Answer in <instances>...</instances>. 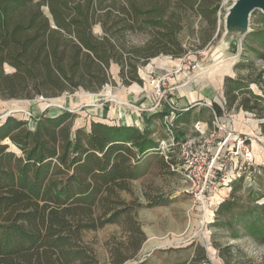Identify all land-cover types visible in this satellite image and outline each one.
I'll return each instance as SVG.
<instances>
[{"label": "trees", "instance_id": "obj_1", "mask_svg": "<svg viewBox=\"0 0 264 264\" xmlns=\"http://www.w3.org/2000/svg\"><path fill=\"white\" fill-rule=\"evenodd\" d=\"M221 1L0 0V100L55 99L78 91L97 95L111 83L115 65L123 85H142L139 67L159 56L187 55L179 37L187 14L201 17L214 30ZM252 14L264 24V14ZM96 26L100 35L93 31ZM137 35L144 36L140 43L132 41ZM255 37L264 40V28L244 37L246 48ZM257 57L264 61V48ZM245 66L242 61L236 67ZM250 84L264 94L261 76L225 77L223 110L215 103L211 110L216 117L232 110L254 114L262 120L264 135V112L257 109L264 97L255 95ZM76 118L62 111L33 123L12 115L0 122V264H100L83 237L107 225H118L126 236L108 248L110 264H152L141 258L147 236L120 192L131 191L139 163L158 153V142L148 125L139 130L92 121L87 130L74 127ZM245 177L242 173L233 183L217 217L237 208ZM263 197L264 191L255 201ZM242 223L264 245V204ZM213 247L229 264L235 247ZM176 250L185 257L162 264L210 262L200 243Z\"/></svg>", "mask_w": 264, "mask_h": 264}, {"label": "rangeland", "instance_id": "obj_2", "mask_svg": "<svg viewBox=\"0 0 264 264\" xmlns=\"http://www.w3.org/2000/svg\"><path fill=\"white\" fill-rule=\"evenodd\" d=\"M232 4L233 0L220 2L214 30L201 17L188 13L187 21L179 35L187 49V57L176 63L170 60V57L159 56L148 62L146 66L139 67L138 75L142 80L140 86L137 83L123 85L119 68L115 65L111 69V83L97 95L91 96L78 91L73 95L55 99L0 100V122L9 113L10 116L33 123L40 117H53L55 113L66 111L76 115L74 127H84L88 130L92 121L107 120L103 118L102 113L105 108L120 109L128 113L140 111L142 96L154 97L153 103L148 107V111L153 112L160 108L158 104L155 105V102L159 100L175 106L171 97L175 98L180 92L187 91V97L193 99L202 90L207 94V98L203 95L200 97L204 100L208 99V103L194 108L198 102H193L189 106L192 110L187 118V129L176 128L170 117L162 114L155 116L148 123L152 137L159 143L163 141L165 144L157 154L143 158L144 160L139 163V176L131 182V191L120 192L121 197L134 208V217L147 236V241L140 252L141 258L148 259L152 264L183 259L184 254L176 249L187 247L191 243H200L206 247L210 259L208 264H224L213 245L235 247L229 264H246L247 259L253 260L254 264L264 262V245L249 236L244 231L242 223L248 212L257 205L264 204V197L255 201L256 195L264 191V170L262 169L264 168V135L260 128L262 120L254 114L235 110L228 113L221 112V115L217 117L221 118L220 125L226 129V132L234 134L232 137H236L237 134L241 137L245 134L251 136L252 141H248V138L245 143L252 147L256 155L253 166L243 168L241 171L246 173L243 181L244 189L238 195V206L233 213L217 217L215 211L220 203L228 199L232 185L238 178L227 185L222 184L211 195H205L197 200L181 174L175 171L180 155L177 144L185 141L186 133L187 140L195 137L196 130L193 124L197 118V108H203L199 117L207 123L211 115H214L211 110L212 104L215 102L220 105L219 102H222L220 95L223 94L224 78H234L241 73L244 76L250 75L252 80H259L260 76L264 79V61L257 57L258 52L264 48V40L252 38L248 42V48L245 47L244 38L243 40L240 38L241 32L247 27L241 28L226 20L227 10ZM257 16L251 14L249 17V33L264 28L263 21ZM93 31L95 34H101L99 26L94 27ZM208 37L209 40L206 41ZM131 38L135 43H140L144 36L137 35ZM242 61L246 63V66L237 68L238 63ZM177 70L181 72H176ZM6 72L9 73L11 70L6 68ZM183 73L186 74L184 79ZM184 88L186 90H182ZM250 89L255 95L264 97L255 84H250ZM257 109L264 112V103H260ZM177 116L178 118L175 117L174 121H185L182 120L181 115ZM227 121L232 130L226 128ZM216 123L214 120V124L209 126L210 130L202 136L206 137L217 130ZM252 127L254 130L259 129L261 134H256L254 130H251ZM216 132L218 133L215 136L208 138L211 149L226 138V133L223 131ZM172 136L176 137L178 143L174 142L171 146ZM232 137L226 141L225 157L218 166L222 170L221 175L240 164V157L233 155L235 140H232ZM257 164L260 169L256 172L252 171L251 167L256 168ZM224 188H229V191L223 190ZM123 231V228L118 225H107L97 231L86 232L83 240L94 250L100 264H110L108 248L115 243L125 241L126 236ZM126 264H133V262Z\"/></svg>", "mask_w": 264, "mask_h": 264}, {"label": "built area", "instance_id": "obj_3", "mask_svg": "<svg viewBox=\"0 0 264 264\" xmlns=\"http://www.w3.org/2000/svg\"><path fill=\"white\" fill-rule=\"evenodd\" d=\"M187 57L185 55L183 58ZM181 58V59H183ZM180 59V60H181ZM177 70L176 72H178ZM181 72V71H179ZM171 111L181 112L187 109H179L173 106L171 103H166ZM214 114V112H213ZM217 130L226 133V138L223 142H218L213 149L209 147V139L215 136L218 132L217 130L211 132L208 136H201L197 139H188L179 145L180 155L178 158V163L176 164L175 171L180 173L184 181L189 185L190 191L194 192L197 200L205 195H211L216 188H219L222 184L227 185L232 180L239 179L242 175L243 168H249L253 166L255 157L251 146L245 143L246 140L252 141L251 136L237 134L236 137H232L234 134L226 132L219 122V119L215 117ZM215 128V129H216ZM232 137L235 140V153L234 156L240 157V164L234 169H230L226 174L221 175V169L218 167L220 161L225 157V146L226 141ZM170 144L174 145L173 136L171 137ZM165 144L163 141L159 143V148H163L162 145ZM251 145V144H250ZM222 182V183H221ZM228 187V186H227ZM229 189V188H228Z\"/></svg>", "mask_w": 264, "mask_h": 264}, {"label": "crops", "instance_id": "obj_4", "mask_svg": "<svg viewBox=\"0 0 264 264\" xmlns=\"http://www.w3.org/2000/svg\"><path fill=\"white\" fill-rule=\"evenodd\" d=\"M170 60H174L176 63L177 62H180L179 61L180 59H172L171 58ZM182 76L181 77L184 79L186 77V74L183 73ZM136 87L138 88V85ZM182 90H186V88H184ZM200 95H203L206 98L208 97L207 94L204 93V91L202 90L193 99L191 97H187V91H186V92H183V93L180 92L175 98H172L171 97V100H172V102L174 104L177 105V106L176 105L175 106L178 107L179 109H187V107L191 106V103L198 102L196 105H194V108H195L196 106H199V105L200 106H203V104L209 102L208 99L204 100L203 98L200 97ZM141 98H142V101H143L141 103V107L142 108L140 109V111L138 110L135 113H133V112L128 113V112H125V111L120 110V109L117 110V109L105 108L102 113L104 114L103 118H105L107 120H104L103 123L108 124L110 126L111 125H115L116 123H119V124H122V125H125V126H134V127L138 128L139 130H143L148 125V123L151 120H153V118L155 116H157V115L159 116V115L162 114V115H164L166 117L169 116L171 122L172 121L174 122L176 128H178V129H180V128L187 129V120H186L187 119V110H184L183 113L171 111L168 108V106H167V104L165 102H163L162 100H159V101L155 102V105L158 104L160 108H158L156 111H153V112L150 111L149 112L148 111V107H149V105H151L153 103L154 97L153 96H147L146 98H144L142 96ZM220 99L222 101V102H219L220 105L217 104V103H215V102L214 103L217 104L223 110V94L220 95ZM201 109H203V108L200 107V108H197L196 109L197 110V116L199 115ZM190 110H192V108H190ZM58 114H59V112L58 113H55L54 116H56ZM177 115H179V116L181 115L182 118H183L182 120L185 119V121L184 122L179 121V120L174 121L175 117L178 118ZM215 117L216 116L214 114V119L211 121V124H214ZM109 120H112V121L110 122ZM219 122H221V118L219 119ZM209 126H210L209 125V122L207 123L206 121H204V120H202L200 118L199 119H195L194 124H193V127L196 130V134H194V136H195L194 138H192V137L191 138L192 139H197L198 137H201L204 133H206V132H208L210 130L209 129ZM225 126H226L227 129L232 130L231 129V125H230V123L228 121L225 124ZM251 130H254V128L252 127ZM254 131L256 132V134H261L259 129H255ZM196 135L198 137H196ZM173 139H174V141L176 143H178L177 140H176V137L173 136ZM188 139H190V138H188ZM186 140H187V133L185 134V141ZM156 141L159 144V141L158 140H156ZM251 149H252V147H251ZM252 151H253V149H252ZM253 154H254V157L256 159V155H255V152L254 151H253ZM257 166H259V165L257 164ZM223 190L229 191V189H227V188H224ZM214 198H218V197H214Z\"/></svg>", "mask_w": 264, "mask_h": 264}, {"label": "water", "instance_id": "obj_5", "mask_svg": "<svg viewBox=\"0 0 264 264\" xmlns=\"http://www.w3.org/2000/svg\"><path fill=\"white\" fill-rule=\"evenodd\" d=\"M254 11H260L264 14V0H233L232 6L227 10L226 20L238 26L249 27V17ZM241 32L240 40L250 32V29ZM9 114H6L5 120Z\"/></svg>", "mask_w": 264, "mask_h": 264}]
</instances>
